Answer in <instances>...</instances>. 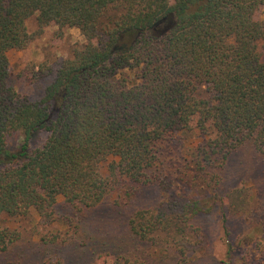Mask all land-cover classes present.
I'll use <instances>...</instances> for the list:
<instances>
[{"label":"trees","instance_id":"trees-1","mask_svg":"<svg viewBox=\"0 0 264 264\" xmlns=\"http://www.w3.org/2000/svg\"><path fill=\"white\" fill-rule=\"evenodd\" d=\"M260 7L264 0H0V216L32 209L47 219L58 197L89 209L123 183L127 194L156 184L162 198L130 215L129 232L189 261L201 244L190 221L203 208L184 193L189 179L174 195L157 172L161 145L196 131L197 174L243 145L264 159ZM49 25L77 29L84 44L29 101L8 84L5 53L25 49ZM15 132L21 143L10 152ZM38 132L45 140L31 150ZM14 240L0 229V252ZM242 262L251 264L248 252ZM102 264L143 263L110 256Z\"/></svg>","mask_w":264,"mask_h":264},{"label":"rangeland","instance_id":"rangeland-1","mask_svg":"<svg viewBox=\"0 0 264 264\" xmlns=\"http://www.w3.org/2000/svg\"><path fill=\"white\" fill-rule=\"evenodd\" d=\"M254 19L264 25V7L255 12ZM25 27L28 33L36 30L34 16L25 21ZM83 44L77 29L49 25L25 49L6 51L8 84L29 101L38 100L60 62ZM258 49L264 53V41ZM45 137L38 132L29 148L39 147ZM201 140L194 130L177 133L161 145L156 165L157 172L172 180L174 195L181 192L179 180L189 179L192 187L184 193L198 198L203 208L190 221L199 231L201 244L189 261L180 263L173 250L130 234V215L136 209L152 208L162 194L156 184L127 194L123 183L94 208L78 210L58 197L47 219L32 209L16 216L1 215L0 229L15 240L0 252V264H102L110 256L143 264H243L244 252L249 253L251 264H264V159L243 145L223 165L214 163L197 174L193 149ZM20 143L18 132L6 139L10 152Z\"/></svg>","mask_w":264,"mask_h":264},{"label":"water","instance_id":"water-1","mask_svg":"<svg viewBox=\"0 0 264 264\" xmlns=\"http://www.w3.org/2000/svg\"><path fill=\"white\" fill-rule=\"evenodd\" d=\"M162 21V20H161Z\"/></svg>","mask_w":264,"mask_h":264}]
</instances>
